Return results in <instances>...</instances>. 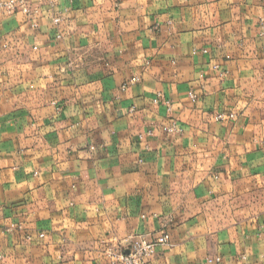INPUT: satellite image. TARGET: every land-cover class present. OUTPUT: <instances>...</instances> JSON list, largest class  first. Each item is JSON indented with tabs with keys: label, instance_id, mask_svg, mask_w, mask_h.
Returning a JSON list of instances; mask_svg holds the SVG:
<instances>
[{
	"label": "crops",
	"instance_id": "obj_1",
	"mask_svg": "<svg viewBox=\"0 0 264 264\" xmlns=\"http://www.w3.org/2000/svg\"><path fill=\"white\" fill-rule=\"evenodd\" d=\"M35 8L0 9V264H264V0Z\"/></svg>",
	"mask_w": 264,
	"mask_h": 264
},
{
	"label": "built area",
	"instance_id": "obj_2",
	"mask_svg": "<svg viewBox=\"0 0 264 264\" xmlns=\"http://www.w3.org/2000/svg\"><path fill=\"white\" fill-rule=\"evenodd\" d=\"M57 0H0V9L7 14H14L22 12L27 15H33L38 10L35 8L37 4H46L50 10L55 8ZM62 20L60 15L54 16L53 21L59 24ZM37 26V23H34ZM61 38L62 35L60 34ZM217 67V66H216ZM192 98L194 94H190ZM230 116H234L233 114ZM223 114H219L216 120H224ZM168 131L175 132L176 126L167 127ZM44 237V233L40 234ZM170 234L168 231L163 230L162 233L155 239H148L144 236L135 237L130 235L120 241L118 245H112L106 250V257L108 264H149L151 257L156 254L159 246L170 244Z\"/></svg>",
	"mask_w": 264,
	"mask_h": 264
}]
</instances>
